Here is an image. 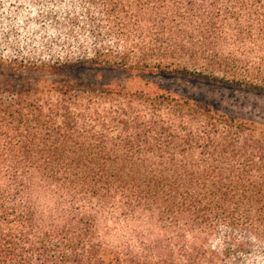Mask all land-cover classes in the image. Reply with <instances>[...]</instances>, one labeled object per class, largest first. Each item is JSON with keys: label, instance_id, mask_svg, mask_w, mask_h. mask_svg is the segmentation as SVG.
Instances as JSON below:
<instances>
[{"label": "trees", "instance_id": "1", "mask_svg": "<svg viewBox=\"0 0 264 264\" xmlns=\"http://www.w3.org/2000/svg\"><path fill=\"white\" fill-rule=\"evenodd\" d=\"M80 1L91 56L0 55V264H264V122L227 103L264 97V0Z\"/></svg>", "mask_w": 264, "mask_h": 264}, {"label": "rangeland", "instance_id": "2", "mask_svg": "<svg viewBox=\"0 0 264 264\" xmlns=\"http://www.w3.org/2000/svg\"><path fill=\"white\" fill-rule=\"evenodd\" d=\"M6 4L10 5L9 11L16 8L14 15L4 14L2 10ZM81 4L80 0H0V55L7 59L17 57L26 64L28 58L34 57L46 61L66 56L76 59L84 55L85 47L79 49L73 42L70 46L67 43V29L74 28L80 40H84L81 43L88 47L87 55L91 56L95 38L89 35L88 13ZM21 14H24V22L17 26ZM227 103L235 114L264 122V97L247 95Z\"/></svg>", "mask_w": 264, "mask_h": 264}, {"label": "clouds", "instance_id": "3", "mask_svg": "<svg viewBox=\"0 0 264 264\" xmlns=\"http://www.w3.org/2000/svg\"><path fill=\"white\" fill-rule=\"evenodd\" d=\"M9 8H10V5L6 4V5L4 6V8H3L2 11L4 12L5 15H8V16L14 15V14L16 13V8H15V7H12V8H11V11H9ZM33 14H35L34 11H33ZM23 15H24V14H21V19L19 20L17 26H19V24H23V22H24V20H23ZM20 30L23 31V29H20ZM26 34H27V33H26Z\"/></svg>", "mask_w": 264, "mask_h": 264}]
</instances>
